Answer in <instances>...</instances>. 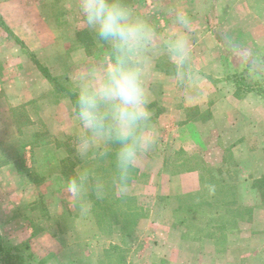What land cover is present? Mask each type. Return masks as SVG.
Listing matches in <instances>:
<instances>
[{
	"label": "crops",
	"instance_id": "0c3cea01",
	"mask_svg": "<svg viewBox=\"0 0 264 264\" xmlns=\"http://www.w3.org/2000/svg\"><path fill=\"white\" fill-rule=\"evenodd\" d=\"M206 1L207 4L210 3V0ZM175 4L179 5V1L176 0ZM155 5L153 11L150 9V14L156 15ZM130 9L135 13L137 8ZM202 9L201 16L198 15L200 20L197 22L202 25V37L209 39L210 32L207 29L211 7ZM159 11L162 13V19L165 17L164 13L168 12L171 13L170 17L178 12L189 17L190 26L183 31L187 34L191 52L182 66L175 64L169 57L166 40L179 30V26L172 19H161L157 22L156 46L151 44L143 55L137 58L142 67L143 82L150 100V127L155 130V142L138 160L140 165L137 181L124 186L123 191L119 187V191L129 193L130 189L137 185L142 195L146 191L153 194L152 204H155L157 196L177 197L198 187L206 177L208 168L212 167L215 169L213 177L217 178L219 183L227 184L225 180L229 181L228 175L235 179L236 196L232 199L234 202H231L230 207H233L234 211L241 207L252 208L249 220L242 219L237 214L231 216L233 222L236 221L234 227H239L237 235L240 240L238 244L233 242V246H241L242 240L245 239H250L254 247L264 245V208L261 206L257 190L252 188L253 180L264 174V101L255 93L236 98L232 92L233 87L225 81H222L221 85L212 84L209 71H196L198 68L188 67V61L211 60L210 53L206 50L193 53L197 34L189 13L195 11L191 12L189 8L179 6H170V10L162 7ZM41 16L39 8L33 3L0 0V17L5 27L22 43L21 46L14 38L7 37L0 31V141L8 139V133L20 134L14 119L16 110L36 108L42 111L38 117L43 124L52 125L51 134L55 138H62L63 142L74 138L76 150H67L62 144V151L58 150V154L56 153L62 156L59 159V162H62V172L51 170L49 164V173L45 175L46 170L42 169V175L36 182L29 180L27 175H22L19 168L23 164L20 159L7 158L5 163H0V237L7 245L13 247H19L23 241L29 242V251L37 260H42L36 262L38 264H103L112 242L105 243L106 240L103 239L102 244H96L99 239L98 231L93 225L88 227L93 222L91 203H84L83 208L88 210L86 213H65L66 202L63 195L57 198L54 192L67 191L66 181L71 170L78 173L77 160L86 159L91 149L98 144L82 127L68 92L77 96L82 84H90L94 76L101 75L110 54L106 47L99 50L98 45L103 43L97 37H93L91 42L96 47L95 52L79 43L76 35L88 26L76 23L68 28V34L62 35V62L58 58L57 65L56 57L49 59L45 56L52 41L51 32L46 29ZM257 21L258 23L250 29L251 42L264 49V22L260 24L259 20ZM54 34L53 38L57 37L56 33ZM64 57H67L66 61L63 60ZM164 60L166 66L162 62ZM35 61L47 67L49 74L54 78L60 77L59 68L62 63V97L61 93L57 95L62 99L52 103L48 100L54 94V89L50 81L42 75ZM206 66L211 67L208 64ZM214 94L217 97L211 101L210 97ZM195 108L199 110V117L188 119L189 111ZM36 120L38 119L32 118L28 125ZM165 132H171L172 136L164 139ZM164 143L165 147L162 146ZM191 150L202 153V167L181 170L178 168L184 165L183 162H176L174 173H168V166L173 165L171 158ZM28 157L29 159H25L26 166L33 169L37 166L33 161L35 153L28 152ZM46 163L49 161L42 159L41 165L45 166ZM139 202L144 203L140 198ZM226 202L227 200H224L222 203ZM179 205L177 201V212L180 211ZM40 207L43 208L42 212ZM20 208L24 214L17 212ZM167 209L161 208L160 217L146 216L139 221L136 234L145 238V244L149 245L152 253L142 258L137 257L136 264H144L145 261L162 262V259L170 257L175 250L183 251L189 257L207 249L215 251L216 244L208 236L200 245L193 239H188L185 225L166 219ZM37 219L48 221V225L54 226L56 232L45 229L44 226H41L44 229L40 232H33L29 229L33 228L29 222L38 221ZM57 221L64 227L53 223ZM246 229L248 232H244ZM113 231V236L120 235L117 229L114 228ZM49 240L51 243H48ZM229 244L231 245V242ZM174 245L175 249L172 248Z\"/></svg>",
	"mask_w": 264,
	"mask_h": 264
},
{
	"label": "rangeland",
	"instance_id": "374dc122",
	"mask_svg": "<svg viewBox=\"0 0 264 264\" xmlns=\"http://www.w3.org/2000/svg\"><path fill=\"white\" fill-rule=\"evenodd\" d=\"M22 1L25 3H33L39 8L42 14L41 19L45 22L46 29L48 28L51 32L50 38L52 43L45 53V56L49 59L56 57V64L58 65V58L62 62V35L68 34L70 31L68 28L75 26L76 23L87 26L79 12L78 0ZM178 1L179 5L175 4L176 0H126L129 8H139L138 10H134V14L147 21L155 29L157 22L162 19V17L160 18L162 13L159 11L162 7H167V10H170V6H179L180 8H189L191 12L195 11V13H189L191 22L195 24L194 27L196 26L195 31L197 34L193 44V53L198 52V50H206L210 53L211 60L208 62L206 60L188 61V67L198 68L196 71H209L211 73L212 84L221 85L223 84L222 81H225L232 87L234 75L245 71L243 75L246 76L247 81L257 82L258 86L264 89V49L252 44L250 37V29L258 23L257 20H259L260 24L264 22V0H210L209 4H207L206 0ZM154 5L158 12H156V15L150 14V9L153 11ZM206 6L211 7L210 17L208 16L209 27L207 29L210 32L209 39L202 37V25L197 22L200 20L198 15L201 16V12L203 11L202 7L206 9ZM164 14L163 21L165 19L167 21L171 19L175 20L176 13L172 17H170V12ZM0 31L7 37H14L7 27H5L1 17ZM54 33H56L57 37L53 38L55 36ZM79 33L84 34L81 36V40L85 37L84 44L82 45L87 46L86 49L95 52L96 50L94 49L96 47L91 43L92 38L97 37L95 32L86 27V29ZM100 42L103 44L98 45L99 50L106 47V51L111 56L112 50L110 44H107L103 40H100ZM206 42H209V44ZM155 44L156 41L152 43V45L156 46ZM20 45L22 46L21 42ZM189 52H191L190 49ZM31 56L34 57L32 54ZM65 58L67 57H64V61L67 60ZM35 62L38 68L41 66L49 74L47 67L37 61ZM162 62L166 66L167 63H164L166 61L164 60ZM206 64L211 67H207ZM248 64L251 65L250 68H246ZM59 71L61 75L58 78H54L49 74L54 79L53 82H50L54 89V94L48 99L51 103L62 99L60 98L62 97V63ZM64 85L66 86L65 83ZM232 92L234 93V87ZM59 93H61L60 97H57ZM68 93L70 95V91ZM216 97L217 95L214 94L210 97V100L213 101ZM40 112L42 111L36 108H33V110H16L14 112V119L20 134L8 133L9 138L0 141V163H5L8 160L7 158H12V160H16V158L20 159L23 164L19 168L22 175H27L30 178L29 180L35 182L41 177L42 173L40 172L42 169L46 170L45 175L49 173V164L51 165V170L62 172V162H59L62 156L56 155L58 150L62 151V144H64L67 150H76L74 138L63 142L62 138H55L52 135V125L43 124V121L38 117ZM197 114L198 116L200 114L197 108L191 109L188 118L191 119L197 116ZM32 118L38 119L39 121L36 120L35 123L28 125L29 120ZM168 128L171 129V126ZM167 136H172L171 132H165L164 139ZM165 145L166 143L162 146L165 147ZM115 147L116 145L114 144L98 143L91 149L90 155L86 159L77 160L78 173L71 170L69 176L72 177L85 172L88 174L85 190L80 197L73 198L68 191L62 192V190H57V192H54L57 198L63 195L64 201L66 202L65 213H86L88 210L83 208L84 203H91L93 222L88 227L90 228V225H93V228L98 231L99 239L96 241V244H102L101 241L103 239L106 240L105 243L108 241L112 242L103 264H136L137 257L142 258V256H147L152 253L149 245L145 244V238L136 234V229L139 221L146 216H162L161 208H168L167 214L165 213L167 220L173 223H182V225L186 226L188 239H193L196 241V244L200 245L206 236L214 235L216 241L214 239L212 240L216 244L214 247L215 251H209L207 249L205 252L201 251L195 256L189 257L183 251L175 250L170 257L162 259V262L156 261V263H152L145 261L144 264H264V245L254 247L250 239H245L242 240L241 246H233L234 243L238 244L240 241L237 235L239 227H234L236 221L233 222L231 218L232 213L228 212V210H233V207L222 205L224 200L236 196L237 188L234 182L235 179L231 178L230 175H228L229 181L225 180L227 184L224 182L219 183L218 179H214L212 174L215 169L207 167L209 170L206 171V177L201 184H198V187L177 197L157 196L155 204H152L153 194L150 191H146L142 195L139 193L141 190L138 189L137 185L130 189L129 193L119 191V187L121 186L116 180L114 155H111L114 153ZM28 152L35 153L33 161L37 166L33 169H29L27 167L28 165L26 166L25 159H29ZM170 158L169 156L168 159ZM42 159H47L49 163H46L45 166L43 164L41 165ZM171 159H173V165L168 166V173H174V165L176 162H179V164L183 162L184 165L178 168L181 170L201 168L203 162L202 153L197 150L186 151L184 154L178 153L177 156H173ZM71 164H74V162H71ZM139 165L140 161H137L136 165L131 169L127 184L124 186H128L137 181ZM67 166L70 165L67 164ZM68 168L70 169L71 167ZM147 181L149 180L147 179ZM139 198L144 202L143 204L139 202ZM177 198L182 199L183 202V209L179 212L176 209ZM184 198L185 200L183 201ZM4 207L7 208L8 206ZM243 208L246 207H241V210ZM60 209L62 211V206H60ZM241 210L239 211L237 209L239 212ZM19 211L20 214L23 213L22 208L17 210V212ZM40 211H43L42 207H40ZM55 212H57L56 209ZM37 220L29 222V224L33 225V228L29 227L33 232H40L44 228L56 232V228L48 225V221ZM53 223L64 227L59 221ZM64 223L66 224V222ZM133 223H135L134 226H132ZM41 226H44V228ZM114 228L118 230L117 233L120 235L117 236L115 234L113 236ZM244 232H248V229ZM229 242H231V245ZM0 243L5 248H8L6 246L12 247L7 245L2 237H0ZM28 243L23 241L19 245L21 255L24 258L23 264H38L36 262H41L42 260H37V257L33 256V253L29 250H23V247L28 245ZM48 243H51V240ZM175 247L174 245L172 248L175 249Z\"/></svg>",
	"mask_w": 264,
	"mask_h": 264
},
{
	"label": "clouds",
	"instance_id": "9594fccd",
	"mask_svg": "<svg viewBox=\"0 0 264 264\" xmlns=\"http://www.w3.org/2000/svg\"><path fill=\"white\" fill-rule=\"evenodd\" d=\"M78 9L88 28L100 40L109 42L112 55L101 75L94 76L92 83L80 86L77 116L91 139L116 145V180L123 191L131 169L155 142L156 133L150 127V100L137 58L158 39V34L123 0H78ZM174 22L179 30L167 38L166 48L170 59L182 66L189 55V41L183 30L190 26V19L178 12ZM87 181L86 172L69 177L67 191L78 198Z\"/></svg>",
	"mask_w": 264,
	"mask_h": 264
},
{
	"label": "trees",
	"instance_id": "16d2710c",
	"mask_svg": "<svg viewBox=\"0 0 264 264\" xmlns=\"http://www.w3.org/2000/svg\"><path fill=\"white\" fill-rule=\"evenodd\" d=\"M123 2L127 5L126 0H123ZM82 35H84V34L78 33L76 36H77L78 42L81 44H84L83 41H85L84 40L85 37H83L81 40ZM12 38H14V37H12ZM15 41L20 44V42L17 39ZM84 47L86 48L87 46H84ZM250 67H251V65L248 64L246 68H250ZM39 69H40V72L42 73V75H44V77L46 79H48L50 82L54 81V79L47 73V71L44 68H42L40 66ZM243 72H245V71H243ZM243 72L234 75V79H233L234 93H233V95L236 98H242L249 93H255L264 100V89L261 86H258L257 82L247 81L246 76L243 75ZM70 95H71L70 96L71 100H72V102L75 106V109L77 111V96L75 94H70ZM198 117L199 116L197 114V118ZM197 118H191V119L193 120V119H197ZM252 188L257 190L259 197H260L261 204L264 208V174L260 178L253 180ZM232 199L233 198L229 197L227 199V202L222 203V205H224L226 207H228V206L230 207L232 205L231 202H234ZM184 200H185V198L183 199V201ZM178 201H180V203H181L178 207V210L181 211L183 209V202H182V199H178ZM238 209H239V211L241 210V208H238ZM235 211L234 210H228V212L232 213V215L237 214L238 217H241L242 219L247 218V220H249L251 218L252 208L246 207V208H243L241 210V212L237 211V209ZM240 215H242V216H240ZM134 225H135V223L132 224V226H134ZM221 228H223V227L221 226ZM208 238L214 239L216 241L214 235H210V236L208 235ZM23 250H29L28 245H25L23 247ZM20 251L21 250L19 249V247H13L12 246V247L5 248V246L4 245L2 246V244L0 243V264H23L24 258L21 255ZM30 258H31V256H30Z\"/></svg>",
	"mask_w": 264,
	"mask_h": 264
}]
</instances>
